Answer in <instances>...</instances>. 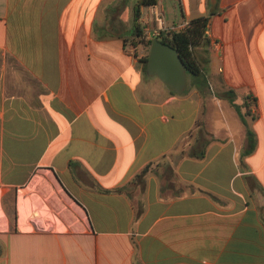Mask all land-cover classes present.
Returning <instances> with one entry per match:
<instances>
[{
	"label": "crops",
	"instance_id": "1",
	"mask_svg": "<svg viewBox=\"0 0 264 264\" xmlns=\"http://www.w3.org/2000/svg\"><path fill=\"white\" fill-rule=\"evenodd\" d=\"M138 1L0 0V264H264V0L143 8L148 39L154 10L209 19L182 95L143 69Z\"/></svg>",
	"mask_w": 264,
	"mask_h": 264
},
{
	"label": "trees",
	"instance_id": "2",
	"mask_svg": "<svg viewBox=\"0 0 264 264\" xmlns=\"http://www.w3.org/2000/svg\"><path fill=\"white\" fill-rule=\"evenodd\" d=\"M158 0H139L134 7V20H133V30L134 34L130 37L133 46L146 45L150 46L153 39H149L146 41L147 37L143 31L141 26V17L142 10L146 7L156 6ZM209 19L205 17H199L192 19L188 22L186 28L184 30L179 31H162L158 36L159 39L169 44L179 53L181 59L183 60L186 70L188 72V77L197 78L203 76L202 65L195 54V48L200 47L202 45L210 46L209 39L207 38V29H208ZM149 54L144 56V59H141V63L143 64V69L146 71L147 63H148ZM173 94H175L172 91ZM231 105L237 111L240 116L241 121L245 125L247 129V138H248V149L247 153L252 152L255 148V136L252 131L249 130L247 124V112H243L242 108L237 106L233 100H231ZM202 121L197 123V128L201 129ZM201 127V128H200ZM187 143L193 147L198 145H203L204 142L202 140V135L200 132H193L187 139ZM189 156L195 157H203L204 153L200 155L192 154L190 151L188 152ZM184 156V153L181 155ZM160 165V161L149 164L141 173H139L134 180L133 183L138 182L141 178H143L148 173L152 172L157 166ZM122 189H119V192H122Z\"/></svg>",
	"mask_w": 264,
	"mask_h": 264
},
{
	"label": "water",
	"instance_id": "3",
	"mask_svg": "<svg viewBox=\"0 0 264 264\" xmlns=\"http://www.w3.org/2000/svg\"><path fill=\"white\" fill-rule=\"evenodd\" d=\"M146 72L150 77H158L178 95L189 86L188 72L179 53L159 38H154L150 45Z\"/></svg>",
	"mask_w": 264,
	"mask_h": 264
},
{
	"label": "built area",
	"instance_id": "4",
	"mask_svg": "<svg viewBox=\"0 0 264 264\" xmlns=\"http://www.w3.org/2000/svg\"><path fill=\"white\" fill-rule=\"evenodd\" d=\"M153 24H154V27H152ZM149 25L151 27V34L153 35L149 39L158 38L160 33L164 31V28H165V21H164L163 16L160 13H158L156 10H154L150 16ZM212 45L216 48L218 47L221 48V44L218 42H214V44Z\"/></svg>",
	"mask_w": 264,
	"mask_h": 264
},
{
	"label": "rangeland",
	"instance_id": "5",
	"mask_svg": "<svg viewBox=\"0 0 264 264\" xmlns=\"http://www.w3.org/2000/svg\"><path fill=\"white\" fill-rule=\"evenodd\" d=\"M172 17V13H166V18L168 19V20H170V18ZM147 40L146 41H148L149 39L148 38H146ZM142 50V51H141ZM139 52H143L144 53V56H146V55H148L149 54V52H150V46H146V45H144V44H142V45H140V47H139V50H138Z\"/></svg>",
	"mask_w": 264,
	"mask_h": 264
}]
</instances>
